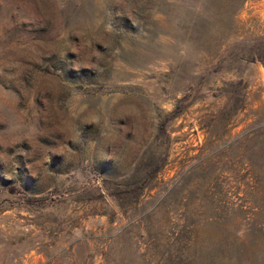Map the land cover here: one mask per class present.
Here are the masks:
<instances>
[{"label": "rangeland", "instance_id": "obj_1", "mask_svg": "<svg viewBox=\"0 0 264 264\" xmlns=\"http://www.w3.org/2000/svg\"><path fill=\"white\" fill-rule=\"evenodd\" d=\"M105 2L0 0V264H264V0Z\"/></svg>", "mask_w": 264, "mask_h": 264}, {"label": "clouds", "instance_id": "obj_2", "mask_svg": "<svg viewBox=\"0 0 264 264\" xmlns=\"http://www.w3.org/2000/svg\"><path fill=\"white\" fill-rule=\"evenodd\" d=\"M63 6V4L60 5V7ZM94 6L98 11H102L108 7L105 0H95ZM94 22L101 26L106 33L112 34L118 32L112 19L105 21L102 16H98ZM66 105L68 115L62 120V124L66 127L67 134L70 136L68 141L77 145L84 143L81 139L80 128L83 124L94 126L99 130L101 135L105 134L106 130L112 129L113 122L109 116V111L112 108H117L121 113L120 118L126 119L129 122L143 124L149 119V114L144 108L136 102L126 99L120 92L104 95L100 97L99 102L95 106H92L87 102V97L84 93L75 90L69 95ZM77 121H80V123H77ZM87 143L94 144L92 141Z\"/></svg>", "mask_w": 264, "mask_h": 264}]
</instances>
